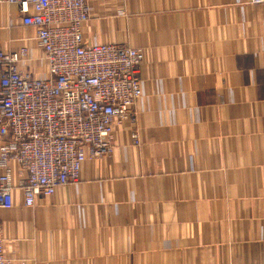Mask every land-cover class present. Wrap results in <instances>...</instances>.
I'll use <instances>...</instances> for the list:
<instances>
[{"label": "crops", "instance_id": "crops-1", "mask_svg": "<svg viewBox=\"0 0 264 264\" xmlns=\"http://www.w3.org/2000/svg\"><path fill=\"white\" fill-rule=\"evenodd\" d=\"M22 16L0 5V48L37 55ZM84 37L144 51L137 122L75 184L15 189L11 264H264V3L92 0Z\"/></svg>", "mask_w": 264, "mask_h": 264}, {"label": "built area", "instance_id": "built-area-1", "mask_svg": "<svg viewBox=\"0 0 264 264\" xmlns=\"http://www.w3.org/2000/svg\"><path fill=\"white\" fill-rule=\"evenodd\" d=\"M91 2L0 0L19 6L39 52L27 44L0 48V209L14 206L16 188L32 207L75 184L86 161L112 151L116 129L137 122L145 53L127 43L87 42ZM132 138L141 144L138 132ZM0 264H11L1 224Z\"/></svg>", "mask_w": 264, "mask_h": 264}]
</instances>
